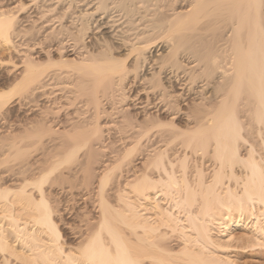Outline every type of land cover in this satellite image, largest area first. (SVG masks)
Returning a JSON list of instances; mask_svg holds the SVG:
<instances>
[{"label":"bare ground","instance_id":"obj_1","mask_svg":"<svg viewBox=\"0 0 264 264\" xmlns=\"http://www.w3.org/2000/svg\"><path fill=\"white\" fill-rule=\"evenodd\" d=\"M42 1L0 0V67L12 77L0 90V113L12 101L17 111H40L0 127L15 159L27 157L12 173L14 186L0 176L8 211L0 217L21 244L0 224V264H233L207 247L232 244L233 234L215 242L211 229L230 230L235 212L237 222L252 219L249 245L264 247V0H172L159 14L147 8L151 0H96L76 24L63 22V0ZM97 14H106L99 36L86 19ZM23 18L36 34L19 28ZM3 49L15 55L2 58ZM63 79L74 86H60ZM64 88L73 89L67 99ZM29 96L44 102L31 105ZM32 148L44 161L29 158ZM206 156L213 163L204 173L198 160ZM122 176L149 207L121 194ZM45 183L80 189L86 214H97L82 228L67 221L60 228ZM16 202L32 208L30 221L15 218ZM64 230L76 252L65 248Z\"/></svg>","mask_w":264,"mask_h":264},{"label":"rangeland","instance_id":"obj_2","mask_svg":"<svg viewBox=\"0 0 264 264\" xmlns=\"http://www.w3.org/2000/svg\"><path fill=\"white\" fill-rule=\"evenodd\" d=\"M66 1V2H65ZM152 2H150L149 1V3L147 4V8L150 10V12H152V13H154V12H157L158 11V13L157 14H159V12H163V11H165V12H167V11H170L172 8H173V6H170V5H173L174 3H172L173 1H175V0H157V1H154V0H151ZM52 2V1H51ZM154 2H156V3H154ZM48 2H46V1H42V0H37V5L39 4V6L40 5H43V4H47ZM95 3H96V0H63V1H61V4L59 5V7H58V11H59V9H60V13H61V10H64L66 13L64 14V19H63V22L65 21V19H67L68 21H70V23L71 22H75V24H76V22L77 21H75V20H78V19H76L77 17V13H79V11H81V10H85V9H91L92 7H94V5H95ZM152 3V4H151ZM172 3V4H171ZM153 4H155L154 6H155V8H153V9H151V7H154L153 6ZM160 4V6H158ZM163 4V8H162V5ZM169 6H168V5ZM67 5H69L68 7H67ZM112 5V4H111ZM110 5V6H111ZM144 7H145V3H143L142 4ZM157 7L158 8H160V9H157ZM164 8H165V10H164ZM141 9H143V7H141ZM149 10H147L146 12L147 13H150L149 12ZM154 10H156V11H154ZM163 10V11H162ZM154 11V12H153ZM63 12V11H62ZM23 14L24 13H22V15L20 16V17H22L23 16ZM151 14V13H150ZM66 15V16H65ZM76 15V16H75ZM99 15V16H98ZM105 15L106 14H104V18H102L101 17V15L100 14H97V15H94V16H87L88 18H86L87 19V21L89 22V25L91 26V28L92 29H90V30H93V33L94 32H96L95 34L96 35H100V34H102V32H105L107 29L106 28H104V25H103V21H105L106 19V17H105ZM151 15H153V14H151ZM156 15V13L153 15V16H155ZM96 16V17H95ZM150 16V15H149ZM75 17V18H74ZM93 18H95L97 21H94V19ZM101 18V19H100ZM73 19H75V20H73ZM89 19V20H88ZM28 19H21V21H20V26H19V28H21V29H31V31H32V33H34V34H36L37 32V28L38 27H35V28H32L31 27V22H29V21H27ZM73 20V21H72ZM67 21V22H68ZM93 24H92V23ZM99 22V23H98ZM58 22H55V25L57 24ZM66 23V22H65ZM95 23V24H94ZM35 25H37V23L35 24ZM95 25V26H94ZM96 25H99L100 27H96ZM103 25V26H102ZM37 26H40V25H37ZM59 27H60V25H58ZM58 26H56L57 27V29L59 28ZM56 27H54V28H56ZM36 29V30H35ZM96 30V31H95ZM101 31V32H100ZM106 33V32H105ZM12 49H3L1 52H3L4 54L3 55H1L2 56V58H5V56L7 55V53H9V51L10 52H12L11 51ZM160 51H162L161 49L159 50V52ZM54 52V51H53ZM53 52H51L52 53V56L54 57V55H55V57L57 56L56 54L57 53H53ZM13 53V52H12ZM14 55H15V53H13ZM17 54H19V53H17ZM15 60H17V61H20L21 60V56H15ZM16 61V62H17ZM10 67L8 66V68L7 67H0V75H1V77H0V90L2 89V88H5V87H8L9 85H10V83H11V76H7V75H5V73L7 72V69H9ZM4 73V74H3ZM7 76V77H6ZM3 80V81H2ZM8 80V81H7ZM64 80H66L65 82H64ZM71 81V79H63L62 80V82L60 83V86H64V87H70V86H74V84H71L72 83V81L71 82H69V81ZM67 81H68V83H67ZM1 82H4V83H1ZM64 82V83H63ZM5 84V85H4ZM63 84V85H62ZM67 84V85H66ZM70 84V85H69ZM3 86V87H2ZM53 88V86H48V88ZM47 88V87H46ZM66 88H64V90H65ZM70 89H72V88H69V89H67V90H70ZM67 90H65L62 94L64 95L65 93V95L64 96H66V97H64V98H66L67 99V94H68V92H67ZM73 90V89H72ZM61 94V95H62ZM31 97V98H30ZM36 96H29L28 98H30L29 99V101H28V99L27 100H25L26 102H29L31 105L32 104H36V105H41L43 102H44V98L42 97V96H37L36 98H35ZM59 96H56V98H58ZM82 98H84V97H81L80 99H82ZM35 99V100H34ZM66 99H65V101L63 100V98L61 97V100H62V102L65 104L67 101H66ZM80 99H78L77 100V102L80 100ZM32 102H31V101ZM56 101H60V99L58 100H56ZM76 101H75V104L74 105H76V108H77V106H79L82 102H79V103H77ZM14 102L12 101L9 105H8V107H5V109L3 110H1V113H0V127L1 126H4L5 128H7V127H9L10 125H11V123H13V122H15V119H17V118H23L24 119V117H26L27 115L28 116H30V117H33L34 115H38L39 114V112L37 111V110H35V111H29V113L27 112V110L26 109H22L23 111H20V110H16V106L13 104ZM60 103V102H59ZM62 103V104H63ZM61 106V105H59V104H56L55 105V107L56 106ZM13 106V107H12ZM52 107L54 106V105H51ZM67 106V105H66ZM104 106H107V104L106 105H104ZM64 107H65V105L64 106H62V108H59V110H60V112H61V114H65L64 112H66L65 110H67L68 111V109H64ZM81 107H83V106H79L78 108H80V110H82L81 109ZM7 108V109H6ZM65 108H69V107H65ZM75 108V109H76ZM77 108V109H78ZM53 110V109H52ZM70 110V109H69ZM20 111V112H19ZM24 111H26V113H27V115H25L26 113L24 112ZM51 111V110H50ZM62 111H64V112H62ZM53 112V111H52ZM7 114V115H6ZM49 114V113H48ZM16 115V116H15ZM18 115V116H17ZM51 115V117H52V115H53V113L52 114H50ZM55 115V114H54ZM49 116V115H48ZM6 119H8V120H6ZM6 139H4V140H2L1 138H0V141H2V142H0V176H3V178H5V181L6 180H8V181H6L5 182V184L6 185H10V186H14L13 184H15V183H13L12 184V179H13V175H12V173H15L16 171H18L20 168H22V166L20 165V163H17V162H23V161H21V160H24L25 162H24V164H26V158L24 157V159H21V158H16L15 159V156H14V151H13V149L12 148H10V141H8V140H6ZM45 146H48L47 144L45 145ZM30 151L32 152L31 153V156H29V158L31 157L32 158V155H33V157H35V156H37L38 155V157H40V155L42 154V153H40L41 151L39 150V151H33V148L32 149H30ZM34 153V154H33ZM38 157H36V158H38ZM207 157V156H206ZM30 158V159H31ZM41 158V160H43L44 161V158H42V157H40ZM208 158H209V160H208ZM207 159V160H206ZM212 161H211V160ZM4 163H3V162ZM42 161V163H40V165H43L44 164V162ZM199 162L201 161V169H203L202 171L205 173V171L206 172H208V170L210 171V169H211V165H212V163H213V159L212 158H210V157H207V158H205V157H203V159L202 158H200V160H198ZM202 161H203V163H202ZM209 161V162H208ZM6 162V163H5ZM212 162V163H211ZM189 163L190 164H192V163H194V161H192L191 159H189ZM21 164H23V163H21ZM134 164H135V162H134ZM211 164V165H210ZM20 165V166H19ZM37 165H38V163H37ZM13 166V167H12ZM7 167V168H6ZM19 167V168H18ZM27 167V166H23V168H22V170L23 169H25V168ZM12 168V169H11ZM14 168V169H13ZM16 168V169H15ZM8 169V170H7ZM18 169V170H17ZM206 169H208V170H206ZM42 170V169H41ZM120 170H117L116 171V173H118ZM121 175V174H120ZM13 176V177H12ZM37 176V175H36ZM7 178H9V179H7ZM119 180L118 181H120L121 182V184L120 185H122V186H120V187H123V188H121V194H128L127 196L129 197V199H131V201H133V202H136V204L135 205H137V206H139V208H143V207H149V205H148V203L146 202V201H143V200H139L138 201V199L136 198V196L132 193V192H130V189L128 188V187H124L125 185H123V183H122V181H123V176L121 177V178H118ZM121 179V180H120ZM0 182H2V180L0 179ZM46 184V183H45ZM47 185H49V183H47L46 185H44L45 187H46V189H48L49 187V189L47 190V191H49V192H47L48 194H47V198H49L48 200H49V202L52 204H50L51 206H53L54 208H53V210H55L54 211V217H55V220L57 221V223H58V225H59V227L60 228H65V226H64V224L63 223H65L66 221L69 223H71V224H73V225H76V224H79V226H81V228H82V223H84V221L82 220V219H84L85 217H88V216H95L94 214L96 213V211H94V210H92L91 209V213L89 212V214H86L87 213V211L85 210V209H83V206L85 205V203L84 202H82L81 200H80V196H81V194L80 195H78L77 196V194H78V191L80 192V189L79 190H75V191H73V192H61L60 191V185H58V184H55L54 186H53V188L49 185V186H47ZM82 190V189H81ZM110 191V190H109ZM65 193V194H64ZM68 193V194H67ZM72 193H73V195H74V197H73V195H72ZM83 193V192H82ZM92 194H91V196L92 195H94L93 196V198H95L96 196V193L94 194L93 192H91ZM113 193V192H112ZM112 193H107L110 197L108 198V196H106L107 198H108V201L110 202V204H112V206H114V207H117V208H120L121 207V203H120V201L119 200H116L117 199V197L116 196H114V194L112 195ZM107 194H105V195H107ZM154 195V193H150L149 194V197H150V199H152V200H155L156 199V197H154L153 196ZM72 196V197H71ZM11 199H13V197L11 196ZM79 199V200H78ZM114 199V200H113ZM166 197H163V196H161V197H159L158 198V204H160L161 206H166ZM113 201H114V203H113ZM162 201H164V202H162ZM71 202V203H70ZM118 203H120L119 205H118ZM141 203V204H140ZM17 204V205H16ZM164 204V205H163ZM142 205V206H141ZM65 207H67V208H65ZM12 208V213L13 214H15L14 216H15V218L16 219H18V221L19 222H22V221H26V220H29L30 221V216L32 215V213L33 212H31V211H33L32 210V208L30 207H25V205H24V203L22 204H20V203H14L13 204V206L11 207ZM28 208V210H26ZM63 208H65V209H63ZM138 208V207H137ZM3 207H0V216L1 215H3V214H6V213H8V211H6V212H4L3 210ZM64 211H63V210ZM90 209V208H89ZM88 209V210H89ZM70 210V211H69ZM82 211V212H81ZM61 212V213H60ZM70 212V213H69ZM80 212L83 214V212L85 213L84 215H82V214H80ZM77 213H79V214H77ZM234 213V212H233ZM97 214V213H96ZM150 215L152 214L151 212L149 213ZM77 215H78V217H77ZM234 217L235 216H237V217H235L236 219H234V221H235V223H233V224H235V225H232V227H231V229L230 230H228L227 232L225 231V228L224 227H212V229H211V234H212V239L215 241V240H217V241H215V242H218V241H222L223 242V240L225 239V237H224V235H223V233L224 234H226V233H231V234H233L232 236H234L235 237V240L234 241H232V244H231V242H225L224 243V248H222V249H219V248H215V246H212V245H209V247H207L208 249H209V251L210 252H213L214 254H216L217 256H220V258L221 259H226V258H230V259H232L233 260V264H264V247H257V248H259V249H257V248H253V246L251 247L250 245H251V242H249V241H246L247 239L249 240L250 239V237H252L251 236V232H250V229H249V227H250V224H251V221H252V219L251 218H247V219H244V218H246V215H242V217H241V220H239V222H237L238 220L237 219H239V215L235 212L234 214ZM80 216H82V218H80ZM146 216H149L148 214L146 215ZM152 217H153V214L151 215ZM60 219H62L61 221H60ZM63 220H65V221H63ZM82 220V221H81ZM61 222V223H60ZM80 222V223H79ZM82 222V223H81ZM0 224L1 225H3L4 226V228H5V232H6V235H7V237H8V240L10 241V242H12L13 244L15 243V244H17V245H15L16 246V248H18L19 250H20V246H21V244L18 242V241H15V239H14V237H13V234H12V232H11V230H10V228H12L11 227V222L7 219V218H5V217H0ZM64 226V227H61L62 225ZM67 231V230H66ZM65 230L63 231V233H64V236H65V248H70L72 251L74 250L75 252L77 251L76 250V247L74 246V239H72L71 237H70V234L69 233H67ZM178 233H176L174 236H173V240H175V241H171V244L173 245V246H176V244L178 243V240L179 241H181V238H179L180 237V234H178ZM43 237V236H42ZM178 238V239H177ZM241 238H244V239H241ZM246 238V239H245ZM11 239V240H10ZM240 239H241V241H240ZM251 240V239H250ZM177 241V242H176ZM239 241V242H238ZM245 243H244V242ZM247 243V244H246ZM175 244V245H174ZM250 244V245H249ZM247 246L246 248L244 247V246ZM214 247V248H213ZM255 247V246H254ZM214 249H216V250H214ZM224 249V250H223ZM224 257V258H223ZM11 260H14L13 262H12V264H20V261L19 260H15L14 258L13 259H11Z\"/></svg>","mask_w":264,"mask_h":264}]
</instances>
